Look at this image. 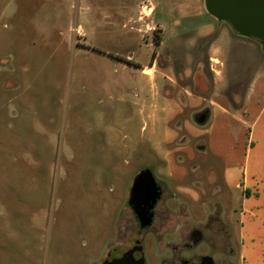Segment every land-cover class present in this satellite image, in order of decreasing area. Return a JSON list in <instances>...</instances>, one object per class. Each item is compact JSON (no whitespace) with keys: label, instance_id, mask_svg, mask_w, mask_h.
I'll return each mask as SVG.
<instances>
[{"label":"rangeland","instance_id":"rangeland-1","mask_svg":"<svg viewBox=\"0 0 264 264\" xmlns=\"http://www.w3.org/2000/svg\"><path fill=\"white\" fill-rule=\"evenodd\" d=\"M150 1L0 0V264H103L120 256L142 238L128 202L145 167L169 198L177 190L200 195L185 202L187 218L195 225L208 219L210 238L187 250L190 264L203 253L217 264L248 263L240 235L248 243L242 207L249 201L233 186L245 174L264 175L261 41L244 43L226 21H216L223 31L205 27V0H152L158 8L150 22ZM215 41L226 87L240 101L228 99L232 117L220 116L210 135V120H196L206 102H187L184 89L204 93ZM153 61L155 83L135 67ZM209 79L208 99L217 91ZM158 89L182 100L169 121L177 135L166 143L164 103L152 109L155 116L140 111ZM229 154L240 170L228 188ZM156 225L144 232V256L163 264L171 252L153 239Z\"/></svg>","mask_w":264,"mask_h":264},{"label":"crops","instance_id":"crops-1","mask_svg":"<svg viewBox=\"0 0 264 264\" xmlns=\"http://www.w3.org/2000/svg\"><path fill=\"white\" fill-rule=\"evenodd\" d=\"M144 7L148 8L147 17L150 18V22H155L151 20V17L155 13L158 8V4L154 1H150L149 3L144 2ZM216 21L225 22V20H219L215 16L209 13V16H206L204 19L205 27H213V30H219L221 27L216 26ZM227 22V21H226ZM161 26V23H159ZM230 25V24H229ZM216 26V27H215ZM231 26V25H230ZM224 28H221L223 31ZM233 29V28H232ZM212 30V31H213ZM212 31H209L211 33ZM237 33V32H236ZM222 34V33H221ZM238 34V33H237ZM240 35V34H238ZM248 40L244 43L249 44L251 40L249 39H257L255 37L240 35ZM259 40V39H258ZM261 47L263 49L262 43ZM264 51V50H263ZM127 62L124 63V67L128 68L129 64L132 63L133 59L127 58ZM137 69H141V72L147 75L150 80L155 83L157 79V64L153 61L150 65L141 66L137 64L135 66ZM225 62L223 59V48L218 42H212L207 51V60L204 64V82L202 81V87H204V93L202 90L199 92L190 91L188 89L185 90L184 98L187 102L193 104H199L203 100L206 102L204 108L196 112V116L200 114V112L207 110V119L210 120V127L204 129V133L212 135L216 128V120L222 116L223 118L229 120L231 118V112L227 107L228 99L232 98L233 100L238 99L240 101L239 92H235L234 90L227 89V77L224 73ZM147 68H152V72H148ZM213 77V83L216 88V92H214V96L209 99L204 96L206 90L209 88L210 79L209 76ZM170 80L174 84H178L176 80L170 77ZM156 86V85H155ZM170 86V85H169ZM142 91L144 90L143 86H141ZM220 92V93H219ZM137 94V93H136ZM223 95V96H222ZM160 102H163L162 110L166 112L165 118L162 120L164 123V127L167 129L170 134V138L163 141V143L169 142L173 140L177 135V130L169 125V121L174 118L180 111H182V100L177 98L176 95H168L165 92H161L160 89L156 91V93L150 98H143L140 102V111L145 114L147 112L148 117L155 116L152 109L159 106ZM150 111V112H149ZM264 113V103L260 107L259 114ZM189 131L194 133L195 135L200 133V129L197 127H190ZM248 150L252 149L251 145H248ZM164 159H166L163 156ZM229 159H232L231 163H226V166L223 171L224 181L229 188V185L235 179L236 169H238L240 165V161H235L234 154H229ZM246 171V168H245ZM234 191L238 190L243 202L249 201V206L243 205L242 211L249 214L248 222H249V230L245 237L248 239V243H246L244 239V235H240L241 244L243 250L248 253V263L247 264H264V175H254L252 178H248L246 174L243 176V180L238 179L233 186ZM231 190V189H230ZM233 193V191L231 190ZM244 251H242L243 254ZM246 256L244 255V260Z\"/></svg>","mask_w":264,"mask_h":264},{"label":"water","instance_id":"water-1","mask_svg":"<svg viewBox=\"0 0 264 264\" xmlns=\"http://www.w3.org/2000/svg\"><path fill=\"white\" fill-rule=\"evenodd\" d=\"M205 7L211 15L227 21L238 34L259 39L264 50V0H205ZM207 114V110L200 112L197 122H205ZM161 192L151 168H142L134 175L129 203L134 207L142 208V213L139 215L143 225L152 223V209ZM135 250L136 248L126 251L122 256L106 260L103 264H143V256L136 255ZM202 264H215V262L212 256L206 255L202 259Z\"/></svg>","mask_w":264,"mask_h":264},{"label":"flooded vegetation","instance_id":"flooded-vegetation-1","mask_svg":"<svg viewBox=\"0 0 264 264\" xmlns=\"http://www.w3.org/2000/svg\"><path fill=\"white\" fill-rule=\"evenodd\" d=\"M158 181V180H157ZM161 187V196L155 202V205L152 209L153 217L152 223L150 225H143L142 219L140 215L142 213V208L134 207L128 202L130 206L138 227V235L142 238L144 237V232H147L153 226H157L154 233L152 234L153 239H158L159 243L164 245L165 249H170V254L168 256H163L162 263L163 264H190L192 263V255L186 254L187 250L189 252L193 247L197 246L200 243L209 242V236L207 235V230L209 229V221L204 223V220L199 222V224L195 225L190 222L187 218L188 211L185 206V202L189 199H199L200 195L197 197L192 196L188 192H182L177 190L176 194H173L171 198H169V192L164 190V186L158 181ZM199 194V193H197ZM183 198L179 201L177 199ZM188 199V200H187ZM149 205V203H148ZM147 205V207H148ZM136 208L138 210H136ZM157 220H160L159 223H156ZM169 231V232H167ZM167 232V233H166ZM168 237V238H166ZM135 238L133 243H130L121 253L122 256L126 251H129L133 248H136L135 254L138 255L140 252L142 253L144 258L143 264H150L145 259V239ZM207 255V254H206ZM204 253L197 255L198 260L197 264H202V259L206 256ZM117 256V257H120ZM211 256V255H210ZM213 257V256H212ZM113 259V257L109 258V260ZM214 259V258H213ZM215 264L216 261L214 259Z\"/></svg>","mask_w":264,"mask_h":264}]
</instances>
